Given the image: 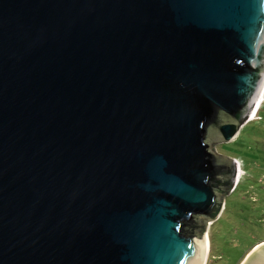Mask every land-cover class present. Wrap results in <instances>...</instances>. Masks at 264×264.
<instances>
[{"label":"water","instance_id":"95a60500","mask_svg":"<svg viewBox=\"0 0 264 264\" xmlns=\"http://www.w3.org/2000/svg\"><path fill=\"white\" fill-rule=\"evenodd\" d=\"M263 93L264 0H0V264H205Z\"/></svg>","mask_w":264,"mask_h":264},{"label":"rangeland","instance_id":"374dc122","mask_svg":"<svg viewBox=\"0 0 264 264\" xmlns=\"http://www.w3.org/2000/svg\"><path fill=\"white\" fill-rule=\"evenodd\" d=\"M256 114L233 141L215 144L218 154L238 162L240 175L225 196L220 215L207 228L210 251L206 264H236L243 251L264 242V99Z\"/></svg>","mask_w":264,"mask_h":264},{"label":"trees","instance_id":"16d2710c","mask_svg":"<svg viewBox=\"0 0 264 264\" xmlns=\"http://www.w3.org/2000/svg\"><path fill=\"white\" fill-rule=\"evenodd\" d=\"M230 184H231V183H230ZM230 186H231V185H230ZM200 229H203V230H204V227L200 226V225H199V221H198V222L195 223V228H194V230L192 231V233H195V232H197V231L200 230ZM261 242H263V241H261ZM261 242L259 241V242L255 243V244L251 245V247L247 248L246 252H247L248 250L254 248L256 245L260 244ZM246 252L243 251V253H241L240 259L238 260L237 263H239V261L244 257V255H245ZM246 256H247V255H246ZM246 256H245V257H246ZM243 260H244V258H243ZM243 260H242V261H243ZM242 261H241V262H242ZM237 263H236V264H237Z\"/></svg>","mask_w":264,"mask_h":264},{"label":"bare ground","instance_id":"6f19581e","mask_svg":"<svg viewBox=\"0 0 264 264\" xmlns=\"http://www.w3.org/2000/svg\"><path fill=\"white\" fill-rule=\"evenodd\" d=\"M263 99H264V93H263V95H262V98H261V101H260V103H259V105H258V107H257V109H256V111L258 110V108H259V106L261 105V102L263 101ZM256 111L254 112V114H256ZM254 114H253V116L250 118V119H252L253 117H254ZM257 115V114H256ZM249 119V120H250ZM239 175H240V172H239ZM238 178H239V176H238ZM207 239H208V255H209V251H210V242H209V236H208V233H207ZM208 255H207V258H208ZM206 262H207V259H206ZM206 264V263H205Z\"/></svg>","mask_w":264,"mask_h":264}]
</instances>
